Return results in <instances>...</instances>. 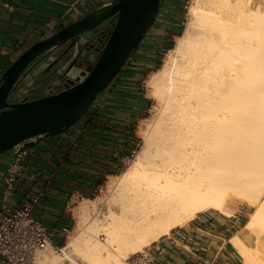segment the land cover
<instances>
[{"label": "bare ground", "instance_id": "6f19581e", "mask_svg": "<svg viewBox=\"0 0 264 264\" xmlns=\"http://www.w3.org/2000/svg\"><path fill=\"white\" fill-rule=\"evenodd\" d=\"M251 1L193 0L196 24L147 80L166 111L118 177L119 211L103 227L91 222L61 255L47 245L36 264H122L202 212L229 216L233 196L256 206L247 224L257 247L231 242L244 264H264V16ZM77 212L86 217L85 205Z\"/></svg>", "mask_w": 264, "mask_h": 264}, {"label": "water", "instance_id": "95a60500", "mask_svg": "<svg viewBox=\"0 0 264 264\" xmlns=\"http://www.w3.org/2000/svg\"><path fill=\"white\" fill-rule=\"evenodd\" d=\"M161 4L109 0L19 51L0 76V155L10 154L3 170L14 148L62 134L86 114L138 48Z\"/></svg>", "mask_w": 264, "mask_h": 264}, {"label": "trees", "instance_id": "16d2710c", "mask_svg": "<svg viewBox=\"0 0 264 264\" xmlns=\"http://www.w3.org/2000/svg\"><path fill=\"white\" fill-rule=\"evenodd\" d=\"M162 0L158 15L138 48L127 59L119 74L110 85L100 93L86 114L66 132L47 137L41 143L48 148H40L39 159L29 164L23 162V167H29L37 177L44 178L42 186L45 191L39 194L31 184H25L18 179L15 194L19 200L28 199L33 194H39V200L34 207L33 215L49 229L71 230L73 223L71 215L65 212L67 202L74 193L84 198H91L93 191L100 186L107 176L117 175L121 169V161L129 157L136 148L134 128L137 119H143L140 112L130 101L121 99L123 94L137 92L140 96V84L145 76L158 69V51H168L172 48L169 39L181 34L178 24V13L173 7L174 0H168L163 11ZM174 26V27H173ZM152 29L156 32H150ZM109 33V32H108ZM136 52H140L143 70L137 74L132 83L126 81L112 96L116 81L130 64ZM136 76V75H135ZM134 76V77H135ZM134 86L133 89L126 86ZM124 87V88H123ZM146 105L148 100L145 99ZM30 153L27 157L31 158ZM27 158V159H28ZM49 184L46 185V181ZM40 182V181H38ZM64 235H55V245L63 246Z\"/></svg>", "mask_w": 264, "mask_h": 264}, {"label": "crops", "instance_id": "0c3cea01", "mask_svg": "<svg viewBox=\"0 0 264 264\" xmlns=\"http://www.w3.org/2000/svg\"><path fill=\"white\" fill-rule=\"evenodd\" d=\"M107 1L109 0H0V76L20 50L38 41L48 32L56 31L59 24L74 22L81 15L93 11ZM164 5L165 1L162 7ZM71 15L75 16L74 20L70 18ZM150 32L156 31L152 29ZM142 63L140 52H136L130 64L124 68L116 81L115 87H112L113 92L106 96L115 94L126 84V81L133 83L137 79V74L144 69ZM126 87L134 88L132 84ZM123 96L121 99L132 102L140 112H145L146 97L144 95L140 96L137 92H132ZM140 120L142 119H137L136 124ZM46 147L48 148V144L41 143L40 146L29 148L28 154L30 153L32 157L26 156L23 159L18 177L24 180L25 184L32 183L39 194L45 191V187L41 185L45 177H37L28 166L23 167V162L29 165L32 162H34L33 165L36 164V160H40L38 157L41 154L40 148ZM9 160L10 154L0 155V169L5 168ZM49 182L47 180L46 185ZM76 194L78 193L70 197L65 212L69 213V202ZM24 200L26 198L19 200V196L15 194L9 203L17 206ZM219 214L203 213L159 239L156 245L162 249V252L158 253L154 248L151 249L154 257L153 264H240V257L231 241L237 235L247 245L245 238L241 235L243 229L237 227L236 221Z\"/></svg>", "mask_w": 264, "mask_h": 264}, {"label": "rangeland", "instance_id": "374dc122", "mask_svg": "<svg viewBox=\"0 0 264 264\" xmlns=\"http://www.w3.org/2000/svg\"><path fill=\"white\" fill-rule=\"evenodd\" d=\"M167 1L168 0H165L163 11L165 10V7H167L166 6V4L168 3ZM172 4L176 12L178 13V17H179L178 24L182 27L181 28V34H182L184 30L186 29V27L188 26V24L193 23V20H194V23L196 21V19L193 17V15L190 12V9L193 6V0H174V3ZM250 7L252 11H254L255 13L258 12L260 13V15L262 14V16H264V0H252L250 2ZM199 29H200V26H198V23H197L196 31H198ZM177 38L178 37H172L169 39V42H171V45H172V48L170 50H173L175 48ZM170 50L158 51L157 58L159 59L158 61L159 65H158L157 71L162 68L164 64V60L166 59V56L168 55V52ZM151 74L152 72L148 73L145 76L144 80L141 81V84H140L141 92L148 100V104L144 112L145 117L139 122H137L134 128V136L136 137L135 139H136V145H137L136 148L133 150L132 154L129 157L121 161V169H120L119 174L106 177L103 183L93 191L91 198H84L80 194H76L71 199L68 207H69V214L71 215L73 226L71 230L68 233H66L65 238L63 240L62 247L52 246L54 255H61L60 249L65 247L66 243L73 236L81 234L83 230L87 228V226L91 222L95 221L96 223H98L99 227L101 226L103 227L109 222L110 212L116 213L119 211L120 201L117 195L119 194L118 193V183H119L118 177H120L121 174H123L126 170L130 168L131 163L135 159L137 153L144 147V141H143L144 136H147V135L150 136V134L152 133L151 130L156 129V127L158 126L157 123L160 122L161 118H163L162 116L165 114V113L163 114V112L166 111L164 109L165 105H163V101H161V99L159 98L152 97V95L148 92L146 83ZM83 204L86 207V217L79 215L77 212L78 208ZM255 207L256 206L249 205L247 202L240 200V198L237 196L231 197V200H228L225 203V209L229 211L230 213V215L226 216V218H231L232 220L236 221L237 227L239 229L241 228L243 229L241 231V235L245 238L247 242V245L245 246L247 248L249 247L252 248V250L257 247V240H256L257 235H255L253 230H252L253 232L250 230V227L248 226L247 222L250 218V215L254 211ZM212 212L219 214L218 212L207 210L196 216H199L203 213H212ZM219 215L224 216L221 214ZM178 228H175V229H178ZM96 235L97 237L99 236L98 234ZM98 238L102 239L103 236H99ZM150 246H152V244L145 247L142 251L146 250ZM258 247L260 248V250H264V245L259 244ZM68 255L69 257L80 262L81 257L78 256L76 252L69 250ZM130 255L132 254H129V256ZM65 262L67 263L68 261L65 260ZM239 263L244 264L241 257H240Z\"/></svg>", "mask_w": 264, "mask_h": 264}, {"label": "built area", "instance_id": "2783aa9c", "mask_svg": "<svg viewBox=\"0 0 264 264\" xmlns=\"http://www.w3.org/2000/svg\"><path fill=\"white\" fill-rule=\"evenodd\" d=\"M72 20L75 16L71 15ZM29 148L16 147L12 164L6 170H0L4 180V190L0 202V264H36V253L47 245L56 246L54 239L57 233L65 235L70 230L49 229L33 215L38 203L39 194H33L17 206L9 202L13 199L22 161L27 156ZM152 243V246L142 252L127 257L122 264H153L151 249L162 252V249Z\"/></svg>", "mask_w": 264, "mask_h": 264}, {"label": "flooded vegetation", "instance_id": "af4514ba", "mask_svg": "<svg viewBox=\"0 0 264 264\" xmlns=\"http://www.w3.org/2000/svg\"><path fill=\"white\" fill-rule=\"evenodd\" d=\"M3 169H1V170H3ZM3 190H4V180H3V176L0 174V201L2 198Z\"/></svg>", "mask_w": 264, "mask_h": 264}]
</instances>
